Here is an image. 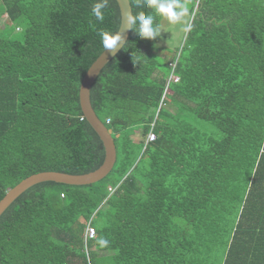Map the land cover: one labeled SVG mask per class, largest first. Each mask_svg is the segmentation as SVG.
<instances>
[{"label": "trees", "instance_id": "trees-1", "mask_svg": "<svg viewBox=\"0 0 264 264\" xmlns=\"http://www.w3.org/2000/svg\"><path fill=\"white\" fill-rule=\"evenodd\" d=\"M94 2L0 0V199L32 173L103 161L78 92L120 13L109 0L98 21ZM185 2L191 31L179 46L161 55L158 37L133 26L90 87L114 136L112 170L23 191L0 215V264H264V0ZM170 61L178 80L158 108ZM89 220L96 233L84 242Z\"/></svg>", "mask_w": 264, "mask_h": 264}, {"label": "water", "instance_id": "water-1", "mask_svg": "<svg viewBox=\"0 0 264 264\" xmlns=\"http://www.w3.org/2000/svg\"><path fill=\"white\" fill-rule=\"evenodd\" d=\"M119 13L120 24L115 34L121 36V40L117 45V49L114 53H110L103 49L101 53L93 60L90 66L85 71L80 84H79V105L84 118L91 125V127L98 134L103 147L104 158L102 163L93 170L83 173H69L57 170H43L32 173L22 180H20L13 187L6 190L3 197L0 199V215L7 208V206L18 197L28 187L43 181H55L58 183H65L71 185H86L95 183L103 179L113 168L116 161V147L114 143V136L111 129H108L105 124L98 118L90 102V87L99 74L103 66L116 54L121 46L126 41L130 30L127 29V20L124 21V27H121L122 11L131 10L130 4L126 3V0H116ZM114 34V35H115ZM116 134L115 136H117Z\"/></svg>", "mask_w": 264, "mask_h": 264}, {"label": "clouds", "instance_id": "clouds-1", "mask_svg": "<svg viewBox=\"0 0 264 264\" xmlns=\"http://www.w3.org/2000/svg\"><path fill=\"white\" fill-rule=\"evenodd\" d=\"M133 0H126L127 4H131ZM145 7L151 12L145 13L138 11L135 15L131 10L122 11L121 27H124V21L127 20V29L131 30L133 26L137 35L142 39L153 40L161 35L159 27L154 26V15L159 16L169 24H182L185 33L191 31V24L185 20L189 16V8L185 0H144ZM109 0H95L91 8V15L98 21L104 20V10L108 7ZM102 45L105 50L114 53L117 45L121 40V36L101 32ZM149 142V141H148ZM63 196V195H62ZM100 247H107L109 241L101 237L97 240Z\"/></svg>", "mask_w": 264, "mask_h": 264}, {"label": "rangeland", "instance_id": "rangeland-1", "mask_svg": "<svg viewBox=\"0 0 264 264\" xmlns=\"http://www.w3.org/2000/svg\"><path fill=\"white\" fill-rule=\"evenodd\" d=\"M0 14H1V5H0ZM188 18H189V16L186 17L185 20L187 21ZM6 24H7L6 18L3 15H0V28H2V26H5ZM183 26L184 25H182V24L172 25V24H169L167 21L162 19L161 24L159 26L161 35L158 37L157 44L155 46L156 52L161 53V55H167V53L164 50V47L175 48V47L179 46L183 40L184 33H185L182 30ZM20 27H21V25H20ZM2 29H5V28L3 27ZM21 32H22V30H20L19 32H16L15 34L19 35ZM132 138L135 140L141 139V134H139V131H136L134 133V135H132ZM81 221L85 222L84 219H81ZM82 236H84V231H83ZM209 264H220V263L212 262Z\"/></svg>", "mask_w": 264, "mask_h": 264}, {"label": "built area", "instance_id": "built-area-1", "mask_svg": "<svg viewBox=\"0 0 264 264\" xmlns=\"http://www.w3.org/2000/svg\"><path fill=\"white\" fill-rule=\"evenodd\" d=\"M169 67H170V73L168 74L167 78H166V88L164 89V94L162 95V97L160 98V100L158 101V108H160L162 105H164V95L166 93L170 92V89H168V84L170 82H174L178 80V76L175 74L174 69H175V61H170L168 63ZM106 121L108 122L109 119H106ZM155 139V133L150 129L149 132L146 134L145 136V142L148 141H152ZM109 191H113L112 187H109ZM63 195V194H61ZM95 227L91 224L90 220L86 222L85 228H84V236H83V241L87 242L89 239H92L95 236ZM84 251L86 253V255L88 256L89 254V250H88V246L84 245Z\"/></svg>", "mask_w": 264, "mask_h": 264}, {"label": "crops", "instance_id": "crops-1", "mask_svg": "<svg viewBox=\"0 0 264 264\" xmlns=\"http://www.w3.org/2000/svg\"><path fill=\"white\" fill-rule=\"evenodd\" d=\"M5 18H6V20H7V16H6V14H2ZM3 27V26H2ZM261 258H263V257H261ZM257 264H259V262H257Z\"/></svg>", "mask_w": 264, "mask_h": 264}]
</instances>
